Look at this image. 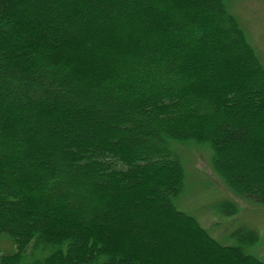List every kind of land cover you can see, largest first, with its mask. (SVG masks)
I'll list each match as a JSON object with an SVG mask.
<instances>
[{
    "label": "trees",
    "instance_id": "obj_1",
    "mask_svg": "<svg viewBox=\"0 0 264 264\" xmlns=\"http://www.w3.org/2000/svg\"><path fill=\"white\" fill-rule=\"evenodd\" d=\"M157 2L164 10L172 8L168 20L167 16L159 17L162 11L149 3L141 6L132 0H0V235L14 246L11 254L0 255V264H65L63 259L67 264H164L155 252L141 255L136 248L129 249L111 238V225H125L135 230V238L148 243L147 249L152 248L153 242L146 239L150 221L137 228L124 211L106 216V210H113L114 205L75 199L64 187L77 185L60 184L52 169L32 168V163L40 159L46 164L74 163L79 176L91 174L95 182L99 180L98 190L104 196L123 181L125 193L115 195V202L130 197V191L133 195L143 191L176 218L179 230L196 241L205 255L223 257V264H264V258L247 250L257 246L254 230L235 229V244L224 245L196 218L176 208L184 171L182 160L172 148L175 143L207 145L212 153V170L229 191L264 207V170L248 166L232 170L222 153L228 148L252 162L264 161V66L237 19L228 12L226 0H211L210 5L209 0ZM67 7L73 11H65ZM82 8L103 16L114 15L115 22L124 27L141 24L145 27L143 36L152 42L167 40L168 47L178 46L182 56L196 67L187 68L186 73L174 70V58L160 56L157 47L153 51L146 44L134 46L131 37L125 47L107 36V29H92L89 20L72 25L71 12ZM191 10L197 17L192 25L175 20L178 13L186 16ZM73 26L85 34L79 35L72 46H62L52 36L43 41L35 32L37 28L50 31L57 27L73 31ZM5 28L8 33L3 32ZM86 38L90 39L88 50H74ZM98 39L111 44L96 47L101 50L97 52L99 62L91 58ZM208 40L229 43L221 49L236 59L228 73L232 84L225 85L226 77L220 76L221 83L204 87L189 77L188 72H211L212 67V72L221 71L223 66L208 65L210 60L215 62L219 48L207 59L203 51L208 49L198 47ZM21 51L24 53L19 58L13 56ZM25 63L31 68H25ZM237 88L241 92L235 102L231 96ZM246 90L255 92L256 98H245ZM257 97L263 102L255 105ZM74 98L73 104L64 102ZM233 102L238 107L226 106ZM5 115L12 121H23L32 145L53 137L65 142L48 141L29 152L21 133L12 136L10 129L4 131ZM28 116L32 120H26ZM101 116L107 121L89 120ZM117 121L122 125L120 131L98 136L109 122ZM150 168L152 175L165 174V180H148ZM23 169L32 171L31 176H18ZM41 174L46 176L38 180ZM224 202L219 212L235 215L236 204ZM126 232L120 230L121 234Z\"/></svg>",
    "mask_w": 264,
    "mask_h": 264
},
{
    "label": "rangeland",
    "instance_id": "obj_2",
    "mask_svg": "<svg viewBox=\"0 0 264 264\" xmlns=\"http://www.w3.org/2000/svg\"><path fill=\"white\" fill-rule=\"evenodd\" d=\"M209 1L210 2L208 5L212 4L211 0ZM132 2L141 6L144 4L147 5L149 3L159 11H162L159 17L166 19L167 16V20L168 15L173 14L171 7H168L167 10H164L162 5H158L157 0H132ZM49 4L52 7L53 4ZM226 7L228 12L237 19L238 24L244 32L246 40L254 48L257 56L264 66V0H226ZM67 8L68 9L64 10L67 12L73 11L71 10L72 8ZM71 13H73L71 16V22L73 23L72 25H77L89 20V24L91 25L92 29H107V31H105L107 36L109 35L115 38L116 41L125 47L130 44L129 37H131V43L134 46L146 44L153 51L155 50V47H157L159 49L160 56L174 58V63L172 66L174 70L186 73L187 68L191 69L196 67L192 63L191 59L182 56L178 46L168 47L167 40L163 39L158 42H152L153 40L143 36L142 33L143 30H145V27L141 24L132 23L131 26L124 27L115 22L116 17L114 15L103 16L102 14H94L93 11L87 12L83 8L78 10V12ZM175 20L184 24L192 25L193 22L197 21V17L194 16L193 11L191 10L186 16L182 13H178V16ZM58 21L61 23L62 18H60ZM73 27V31H69L65 27L62 29L57 27L51 29L50 31L37 28L35 29V32L43 41L48 40L52 36L59 39V42L61 43L60 45L63 44L62 46H64L66 44L72 46V42H74L75 39H78L79 35L85 34V32L83 33L81 30L75 28L76 26ZM3 32L8 33L9 31L5 28L3 29ZM201 35L202 33H199V36ZM224 43L229 45L227 41H223L222 43L220 41L212 42L208 40V42L205 44L198 46L201 50L208 49L207 51H203V55L207 59L210 57L208 55H211V53L215 51V48H219V50L215 52V62L210 60L208 65H214V67L219 68L223 66L222 69L220 68L221 71L212 72V69H215L212 67L211 72L207 70L192 71L190 73L188 72L189 77L195 78L198 81L196 82L200 85L203 84L204 87L221 83L218 81L220 76L221 78L222 76L223 78L226 77L224 83L225 85L232 84L233 79L230 78L228 73L231 71V69L229 70V67L235 66L236 59L232 54H224V51L221 49L222 46L225 45ZM89 44L90 39L86 38L83 40L80 46L73 48L76 51L84 52L88 50L87 45ZM97 46H111V44L106 40H99L98 43L93 46L96 53L91 54V58L99 62L101 60L98 58V53L101 52V50L96 48ZM23 53L24 52L21 51L14 54L13 56L19 58V56ZM27 63H25L24 67L27 69L31 68ZM149 66L152 67L151 64H149ZM225 70L227 71V74H225ZM4 81L7 82L8 80L6 81L5 79ZM9 81L12 82V80ZM241 81L245 84L250 83V81L247 79H242ZM20 91L25 92L26 90L20 89ZM240 92L241 89L237 88L236 94L231 96L235 102L236 99H238ZM254 93H251V90H246L244 91V97L248 99L250 96H255L256 93ZM261 93L262 92L260 91L259 94ZM75 99L76 98L71 100L64 99V102L73 104ZM257 99L258 100L254 102L255 105L263 102V100L259 101L258 97ZM97 102L100 106L105 107V104L102 102V100H98ZM235 102L232 104L226 103V106L230 108L233 106L238 107ZM1 110L2 109L0 108V112ZM5 117L6 118L3 120V124L6 125L4 131L10 129L12 131V136L16 135L17 133H21L25 141V145L30 149L29 152H32L35 148L37 149L42 147V145L48 141L56 144L59 142H65V140L59 139V137H53L49 140H36L34 145H32L33 143L31 142V136L29 133L24 131L25 127L23 121H12L11 116L5 115ZM97 119H100L101 121H107V118L104 116L98 118H89V120L93 121ZM26 120L30 121L32 119L28 116ZM121 128L122 125L119 123V121L115 123L109 122L106 128L101 129L98 136L105 135L110 130L120 131ZM141 140L142 137L135 140V142L138 143ZM172 148L177 151L179 158L182 160L181 162L184 171L183 189L174 202L176 208L181 212L196 218L199 224L205 228L214 239L224 245L235 244V240L232 238V236L236 233L235 229L247 227L251 230H254L258 236L257 246L250 247L247 250L260 258H264V207L250 204L249 202L234 196L229 191L222 180L212 170V153L207 145L197 143H175L172 144ZM222 153L225 162L232 168V170L242 168L243 166H248L250 168L262 171L264 170L263 160H256L252 162L248 158H242L237 151H229L228 148H224ZM20 154H24V152ZM75 166L76 165L74 163L57 165L51 162L46 164L45 160L43 159H40L39 161L35 160L32 163V168L34 170L42 167L46 169L47 172H50L48 170L52 169V172L57 174L54 179H58L60 184L64 185L72 183L77 185L76 188L71 186L64 187L65 190L69 191V194L75 196V199L101 201L104 205H114L113 210H106V213L108 212L106 216L112 217L113 215L124 211V213H126L134 222L137 228L142 222L150 221L152 223V226L149 228L150 233L146 239L149 242H153L154 246L152 245L153 247L148 249L145 247L148 244L146 241L141 238H135V230H129L125 225L124 227L111 225L113 231L111 238L119 241L122 246L126 245V247L129 249L136 248L138 253L141 255L149 253L152 254V252H155V254L160 256L164 264H223V262H221L223 257L215 259L214 256L207 254L205 255L203 253V249L199 247L196 241L189 238L187 233L184 234L182 232L184 230H179L176 218L173 215L166 213L161 205L157 201H154L153 197L145 194L143 191H140L137 195H133V191H130L127 193V195H130V197L121 202H115V195L125 193L123 192L125 186L123 181H121L116 188L109 189L111 193L107 194V196H104L102 195V192L98 190L99 184H101L99 180L95 182V178L91 174H83L82 176H79L74 170ZM147 172L148 180L152 179V181L154 180L153 182L165 180V174L162 177L156 174L152 175L154 171L151 168ZM31 173L32 171L23 169L18 171V176L23 177L26 174L31 176ZM44 176L46 175L41 174L38 177V180ZM224 201L236 204L238 211L235 215L223 216L222 213L219 212L218 207L220 204L225 203ZM113 220H115V217ZM99 223L102 224V222ZM120 230H128V232L121 234ZM13 251L14 246L12 242L7 237L0 235V255L11 254ZM63 262L67 264L66 260L64 259Z\"/></svg>",
    "mask_w": 264,
    "mask_h": 264
}]
</instances>
